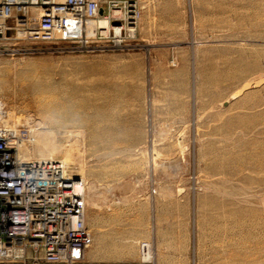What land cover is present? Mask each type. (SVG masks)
<instances>
[{
	"label": "rangeland",
	"instance_id": "374dc122",
	"mask_svg": "<svg viewBox=\"0 0 264 264\" xmlns=\"http://www.w3.org/2000/svg\"><path fill=\"white\" fill-rule=\"evenodd\" d=\"M136 4L122 48L0 55V103L82 169L80 264H264V0Z\"/></svg>",
	"mask_w": 264,
	"mask_h": 264
},
{
	"label": "built area",
	"instance_id": "2783aa9c",
	"mask_svg": "<svg viewBox=\"0 0 264 264\" xmlns=\"http://www.w3.org/2000/svg\"><path fill=\"white\" fill-rule=\"evenodd\" d=\"M136 13V0H0V55L84 51L93 41L122 48ZM30 134L27 119L0 103V264H80L90 239L84 180L60 158L20 159Z\"/></svg>",
	"mask_w": 264,
	"mask_h": 264
},
{
	"label": "bare ground",
	"instance_id": "6f19581e",
	"mask_svg": "<svg viewBox=\"0 0 264 264\" xmlns=\"http://www.w3.org/2000/svg\"><path fill=\"white\" fill-rule=\"evenodd\" d=\"M244 10H245V8H244ZM33 11L36 14L38 12L37 9H34ZM34 23H37V19L34 21ZM102 23H104V22L102 21ZM255 82H257V79H255ZM30 118H32V115H30ZM51 132H53V131L50 129L49 130L44 129V130H39V131H33L31 133L30 138H27L20 145L19 158L23 159V160H31V159H52V158L59 157L60 153H62L63 150H61L59 143L57 142L56 137L53 136ZM61 157H62V160L64 161V163L66 165L67 171L70 174L75 175V176H79L85 180V178L81 174L82 169L76 164V162L74 160H72V157H70V154L67 153V151L64 152ZM250 162H251V160H250ZM254 170H256V169L254 168ZM256 171L257 172H264V168L262 171L261 170H256ZM251 195H252V197H254L253 198L254 200L251 203V207L247 211L257 212L263 206L264 196H259L258 194H251ZM241 210H242V208L236 209L235 213L238 214L241 212ZM91 243H92V241L88 245H90ZM228 259H230V258H228ZM240 259H241L240 256L236 259L234 257L233 259H230L228 262L233 264V263L240 261Z\"/></svg>",
	"mask_w": 264,
	"mask_h": 264
}]
</instances>
